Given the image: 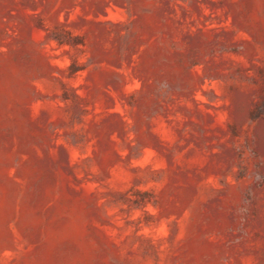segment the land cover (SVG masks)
<instances>
[{
    "label": "rangeland",
    "instance_id": "374dc122",
    "mask_svg": "<svg viewBox=\"0 0 264 264\" xmlns=\"http://www.w3.org/2000/svg\"><path fill=\"white\" fill-rule=\"evenodd\" d=\"M0 264H264V0H0Z\"/></svg>",
    "mask_w": 264,
    "mask_h": 264
}]
</instances>
